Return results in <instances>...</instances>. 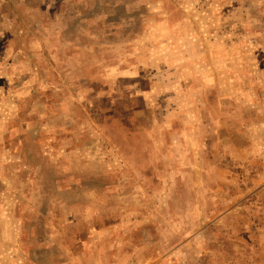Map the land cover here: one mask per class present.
<instances>
[{
	"label": "rangeland",
	"instance_id": "obj_1",
	"mask_svg": "<svg viewBox=\"0 0 264 264\" xmlns=\"http://www.w3.org/2000/svg\"><path fill=\"white\" fill-rule=\"evenodd\" d=\"M0 264H264V0H0Z\"/></svg>",
	"mask_w": 264,
	"mask_h": 264
}]
</instances>
